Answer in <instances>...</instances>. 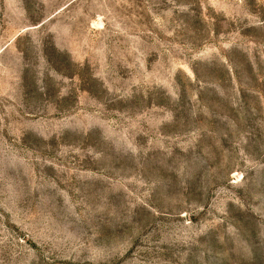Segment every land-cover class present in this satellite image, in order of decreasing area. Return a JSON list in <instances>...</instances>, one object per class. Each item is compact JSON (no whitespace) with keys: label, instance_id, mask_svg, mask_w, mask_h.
Wrapping results in <instances>:
<instances>
[{"label":"rangeland","instance_id":"rangeland-1","mask_svg":"<svg viewBox=\"0 0 264 264\" xmlns=\"http://www.w3.org/2000/svg\"><path fill=\"white\" fill-rule=\"evenodd\" d=\"M0 264H264V0H0Z\"/></svg>","mask_w":264,"mask_h":264}]
</instances>
